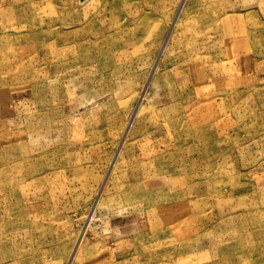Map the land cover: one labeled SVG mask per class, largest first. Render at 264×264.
<instances>
[{
	"label": "rangeland",
	"instance_id": "obj_1",
	"mask_svg": "<svg viewBox=\"0 0 264 264\" xmlns=\"http://www.w3.org/2000/svg\"><path fill=\"white\" fill-rule=\"evenodd\" d=\"M0 264H264V0H0Z\"/></svg>",
	"mask_w": 264,
	"mask_h": 264
}]
</instances>
